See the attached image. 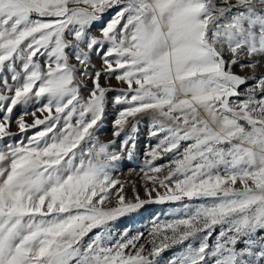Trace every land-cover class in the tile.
I'll list each match as a JSON object with an SVG mask.
<instances>
[{
    "label": "snow or ice",
    "instance_id": "1",
    "mask_svg": "<svg viewBox=\"0 0 264 264\" xmlns=\"http://www.w3.org/2000/svg\"><path fill=\"white\" fill-rule=\"evenodd\" d=\"M145 117L128 200L112 173ZM0 141V264H264V0H0ZM185 200L147 244L110 227Z\"/></svg>",
    "mask_w": 264,
    "mask_h": 264
},
{
    "label": "rangeland",
    "instance_id": "2",
    "mask_svg": "<svg viewBox=\"0 0 264 264\" xmlns=\"http://www.w3.org/2000/svg\"><path fill=\"white\" fill-rule=\"evenodd\" d=\"M113 13H109L104 17V20L102 23H106ZM101 27V24L98 23L92 28V34L93 35H99V28ZM92 62L96 65L97 68L100 67V57L98 55L92 56ZM237 72H239V69H236ZM241 75H244L245 73H240ZM104 83L103 79L101 81ZM115 88H120L123 85H121L118 81H116L114 78L108 82ZM85 96H87V92L83 93ZM116 93L110 92L108 94L109 101L112 100V97ZM33 107H39V105H29L28 111L30 112ZM24 108L22 106H19L16 109L15 114H19L22 112ZM116 109L112 107L111 105L106 109V122L101 128V130L98 133L99 140L101 142H108L113 137V131H112V120L115 118ZM39 115V114H38ZM27 121L29 123L32 122V117L29 115L26 117ZM150 120L148 118H141L139 122V131L136 134V148L132 150V156L129 158L127 154H125L120 161L116 163V167L113 170V178L119 179L124 186V192L126 194V198L128 200H133V197L135 195L133 191V187L135 188V192L139 193L140 199L144 200L147 199V196L145 194L144 185L145 181L142 179L144 173L141 171V169L144 167V163L146 159H149L145 155V153L149 150L150 146H155L157 143V140L155 138H150L148 134V129L150 127ZM12 131L17 132V129L15 125L12 126ZM35 131V129L30 130L26 134H19L17 137H15V140H18L22 138L24 135H31L32 132ZM125 134H122V137L117 139V146H119L121 140L124 138ZM6 142H13L12 140L6 141ZM3 143L5 141H0V146H3ZM170 159L169 156H164L163 159H157L154 161V164L156 165H164L168 163V160ZM146 171V169H145ZM153 173H149V175H152ZM162 173L161 175H163ZM119 187V186H118ZM159 191L163 192V189H159ZM155 195V193H153ZM200 201H183V202H173L168 201L165 203H148L143 205L140 209L133 213L125 214L124 216L120 217L116 221H114L110 227L113 230L114 236L116 239H119L121 235L125 232H127L128 237L131 238L132 236L137 235L138 233H143V238L140 241L141 243L147 244V241L151 239L149 236L150 231L152 230L153 226L158 223H162L165 221L172 220L176 218V215H174V210L178 208L183 207V203H199ZM113 205H115V198L113 197L112 201ZM182 215V213H180ZM183 246L176 245L173 247H170L166 250H164L159 257H156L157 264H168L169 259L178 251L181 250ZM147 251H151V248L148 247ZM147 254V252H146Z\"/></svg>",
    "mask_w": 264,
    "mask_h": 264
}]
</instances>
